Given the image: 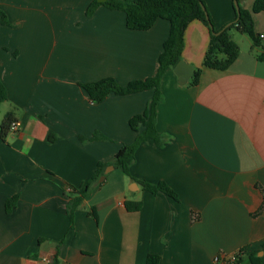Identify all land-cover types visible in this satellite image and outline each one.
I'll return each mask as SVG.
<instances>
[{
    "label": "crops",
    "instance_id": "0c3cea01",
    "mask_svg": "<svg viewBox=\"0 0 264 264\" xmlns=\"http://www.w3.org/2000/svg\"><path fill=\"white\" fill-rule=\"evenodd\" d=\"M202 1L216 29L234 20L231 0ZM91 2L0 0L9 23L0 24V82L8 96L0 125L7 113L17 124L0 136V264H146L149 254L158 264H226L245 248L244 264H264V60L257 58L264 12L253 15L257 47L230 32L239 55L225 71L201 66L209 33L190 22L181 61L201 69L197 84H189L192 77L180 84L174 69L160 81V143H141L129 172L164 182L177 200L111 168L70 222L66 187L78 188L97 163L133 143L128 121L154 93L91 103L80 84L111 77L125 86L152 77L170 28L158 19L148 30H129L121 11L99 6L87 16ZM253 3L238 0L244 10ZM94 132L108 140L79 142ZM126 201L140 202V210L127 211Z\"/></svg>",
    "mask_w": 264,
    "mask_h": 264
},
{
    "label": "trees",
    "instance_id": "16d2710c",
    "mask_svg": "<svg viewBox=\"0 0 264 264\" xmlns=\"http://www.w3.org/2000/svg\"><path fill=\"white\" fill-rule=\"evenodd\" d=\"M235 12V18L229 24L216 29L209 17L205 4L202 0H105L98 2L92 0L86 9L87 16L93 14V11L103 6L108 10H117L125 13V24L129 30L145 31L150 29L156 20H166L169 23V34L167 39L162 44V51L158 57V67L155 74L144 80H134L127 83L125 86H119L111 77L102 78L98 81L80 84L81 88L88 94V100L91 103L101 102L110 94L114 95H129L139 93L146 90H154L152 99L148 104L144 113L135 115L128 121L131 131L136 133V138L133 143L122 145L110 162L97 163L93 175L78 188L67 186L65 194L69 198L66 205V213L70 222L74 212L80 208L81 203L87 198L92 190L101 186L104 182L99 179L104 174V169L107 166H112L114 169L120 170L131 181L138 184L142 190L156 194H163L177 200L176 193L171 190L164 182L150 184L143 180L136 179L131 176L129 166L135 158L137 147L151 139L156 144L160 143V136L155 130V113L157 104L161 100L159 89L160 81L163 75L175 68L181 61V51L183 48V36L188 24L192 21L201 22L208 30L209 41L204 52L202 67L218 71L227 70L237 59L239 55V47L231 38V31L234 30L239 34L246 35L254 47L258 46V38L253 30V15L264 12V0H254L251 10H244L238 5V0H231ZM237 3L235 8L234 3ZM7 16L0 11V24L8 25ZM259 60H264V51L257 57ZM201 69H196L189 82L191 85H196ZM6 90L0 82V103L7 100ZM13 122L12 114L7 113L0 125L1 139L7 137L9 126ZM79 142L87 143L96 140L107 141L99 132H94L90 138L82 136L77 137ZM53 137L49 136L48 141H53ZM16 196L9 199L6 204V210L9 211L15 206ZM125 208L129 212L139 211L141 203H131L126 201ZM247 249H241L240 255L246 254ZM250 257H255L250 254ZM252 258V257H251ZM252 260V264H254ZM159 257L149 254L146 258V264H158Z\"/></svg>",
    "mask_w": 264,
    "mask_h": 264
},
{
    "label": "water",
    "instance_id": "95a60500",
    "mask_svg": "<svg viewBox=\"0 0 264 264\" xmlns=\"http://www.w3.org/2000/svg\"><path fill=\"white\" fill-rule=\"evenodd\" d=\"M98 2H104L105 0H97ZM235 8H237V3H234ZM174 73L178 77V82L180 84H184L188 79H190L193 76L194 68L192 66H189L185 64L183 61H180L174 68ZM112 167H108L104 170L103 176L100 177L99 181H103L105 178V175L111 169Z\"/></svg>",
    "mask_w": 264,
    "mask_h": 264
},
{
    "label": "built area",
    "instance_id": "2783aa9c",
    "mask_svg": "<svg viewBox=\"0 0 264 264\" xmlns=\"http://www.w3.org/2000/svg\"><path fill=\"white\" fill-rule=\"evenodd\" d=\"M263 36L261 35L260 38H262ZM17 129V124L15 122H12L9 126V130L11 131H14ZM45 262H47V264L50 263V259L48 258H45L44 259ZM220 261V258L217 257L215 259V262H218ZM224 261L226 262V264H244L243 261H242V255H240L238 252H235V253H232V254H229L227 255L225 258H224Z\"/></svg>",
    "mask_w": 264,
    "mask_h": 264
}]
</instances>
